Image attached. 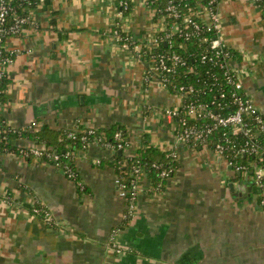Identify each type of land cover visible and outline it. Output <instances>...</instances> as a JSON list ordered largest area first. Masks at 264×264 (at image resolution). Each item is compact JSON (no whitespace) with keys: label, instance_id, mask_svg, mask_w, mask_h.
Listing matches in <instances>:
<instances>
[{"label":"crops","instance_id":"1","mask_svg":"<svg viewBox=\"0 0 264 264\" xmlns=\"http://www.w3.org/2000/svg\"><path fill=\"white\" fill-rule=\"evenodd\" d=\"M134 2L122 29L142 53L116 39L118 0L40 2L23 33L7 42L15 59L0 116L24 130L36 122L31 131L46 129L52 140L69 129L122 125L129 154L145 143L174 152V175L160 191L141 177L135 213L123 225L126 202L110 150L80 151L74 181L51 161L0 149V264H264V208L258 191L242 190L256 185L213 148L177 137L166 111L181 108L182 97L145 78L158 18L143 0ZM218 10L219 36L237 54L230 65L264 114V8L222 0ZM35 204L51 221L31 211ZM115 229L122 253L110 241Z\"/></svg>","mask_w":264,"mask_h":264},{"label":"trees","instance_id":"2","mask_svg":"<svg viewBox=\"0 0 264 264\" xmlns=\"http://www.w3.org/2000/svg\"><path fill=\"white\" fill-rule=\"evenodd\" d=\"M41 0H13L12 3L16 6L17 11L21 14H28L31 9H35ZM46 3L48 0H44ZM153 7L157 8L156 18L165 14V6L168 0H153ZM180 10L181 15L179 17H169V25L174 22L183 24L184 17L186 15L195 16V11L198 8L197 0H175ZM209 0H202L207 4ZM258 4L263 7L264 0H257ZM213 7H217L218 4H211ZM134 3L126 14L132 12ZM32 22V18H29L28 23ZM215 36L214 31H208L205 28L200 31L194 32L188 39L186 37L174 36L171 43L161 42L159 47L149 52L147 57H151L159 53H168V57L177 55L180 61L173 62L168 60L169 64L173 65L171 71L165 74L168 79V89L171 93L180 94V88L182 86H193L194 92L190 95H184V103L189 101L203 102L208 105L209 109L215 113L221 115H228L235 110V106L231 103L232 94L235 89L234 85L229 81L228 75L233 78L236 76L234 72L227 73L226 67H222L220 63H213L210 60H203L202 56L207 53L210 47L211 39ZM229 52V56L225 60L236 58L237 54L230 48L226 49ZM224 60V59H223ZM10 79L8 76L0 79V110L2 105L7 101V90ZM243 94L242 91H240ZM224 94V96H222ZM181 117H186L189 124H196L200 127L204 125H213V119L209 118H197L192 119L185 115V109H181L177 115V120ZM248 122H250V130L254 134L253 140L250 141L249 135H232L228 128L218 126L212 130L209 137L204 142H198L196 145L190 143L193 146L208 145L210 148H215L216 144L223 142L226 144V154L229 155V159L233 158L236 148L242 147L247 141L255 142L264 149V132H259L253 117L248 116ZM182 127H177V132ZM46 130V129H43ZM40 131L31 130H17L14 132L8 128L4 119L0 116V149L18 153L19 147L14 145L11 141L13 138H25L31 140L34 144L44 146L45 151L60 156L59 169L69 166L74 172L76 177L78 173L75 165V158L80 151L88 150L93 144L99 145L104 149L110 150L111 158L108 160L117 172V176L126 185L127 188H132L133 181L135 179L134 170L138 168L141 173V177H147L153 182V188L157 191L163 190L167 180L172 177L178 167L177 158L170 152L161 150L158 147L143 144L136 153L129 154L127 149L129 147L127 129L119 124L112 125L105 129L95 128H80L81 133H78L76 137L70 134L73 129L65 130L60 139L52 140L47 138V135L42 134ZM120 133L121 137H116V134ZM85 136V138H83ZM227 141V142H226ZM119 145H122L119 147ZM115 149V150H114ZM33 158L30 156L28 159ZM42 159L48 160L47 155ZM254 159L253 156L244 155L237 158L238 162L243 165H247L249 160ZM264 164V160L261 161ZM165 172V175L162 173ZM251 172V169H248ZM139 178V179H140ZM78 179V178H77ZM262 189L258 188V193L261 194ZM10 197V195L8 196ZM261 195L259 199H261ZM39 208L41 215L45 217V208L39 204H35L30 209L33 212V208ZM34 213V212H33ZM130 217L127 218L123 225L129 223Z\"/></svg>","mask_w":264,"mask_h":264},{"label":"built area","instance_id":"3","mask_svg":"<svg viewBox=\"0 0 264 264\" xmlns=\"http://www.w3.org/2000/svg\"><path fill=\"white\" fill-rule=\"evenodd\" d=\"M13 0H0V79L8 76V68L13 63L15 56L14 52L9 50L7 47V42L11 37L19 36L23 33L25 27L27 26L29 18H32V13L34 9H31L29 13L21 14L17 11L16 6L12 3ZM28 1V0H23ZM222 0H209L207 4L203 3L202 0H197L198 8L195 11V16L186 15L184 17L183 24L174 22L169 25V17H179L181 15L180 10L176 4L175 0H168L167 5L165 6V14L158 17L156 22L157 30L156 33L151 36V38L146 43L149 52L153 51L155 48L159 47L161 42L171 43L174 36L186 37L187 39L192 36L194 32L200 31L205 28L208 31H214L215 36L211 39L210 47L202 56L203 60H210L213 63H220L222 67H226L227 73H232L234 70L230 65L229 60H225L229 56L227 52L226 45L222 42L221 37L219 36L220 24H221V13L217 7H213V3L219 4ZM41 3L44 0L40 1ZM144 5L148 10L152 12L154 16L157 14V8L153 7V0H143ZM135 3L134 0H118L117 4V17L119 28L115 31V36L118 42L124 49L137 51L142 53L141 44L133 40V38L126 32L123 31V22L131 14H126L125 11H128L131 7V4ZM264 8V6H263ZM142 55V54H141ZM168 53H159L149 57L150 66L146 70L145 78L146 80L155 79L157 83L161 86L167 87L168 79L165 74L171 71L173 65L168 60L171 59L173 62L180 61L179 56H167ZM224 59V60H223ZM234 78L231 75H228L229 81L234 85L235 89L232 94L231 103L235 106V110L228 115H221L215 113L209 109L208 105L203 102L189 101L184 103L183 96L190 95L194 92L193 86H182L180 88V96L182 97V106L179 109H168L166 112L168 115H171L176 122L177 127H182L179 132H177V137L187 143H196L204 142L209 137L212 130L218 126L228 128L232 135H249L250 141L253 140V133L250 130V122H248V116L253 117L257 126L259 127V132H264V114L256 107L255 103L248 98L242 91V83L238 80L237 73ZM224 96V94H222ZM181 109H185V115L192 119L197 118H209L213 119V125H204L205 127H200L196 124H189L186 117H181L177 120V115L180 113ZM6 123V121L4 120ZM36 122H33L27 129H34ZM7 125V124H6ZM14 132L19 129L16 127L8 126ZM80 129H73L69 135L76 137L78 133H81ZM116 137H121L120 133L116 134ZM85 138V136L83 137ZM227 142V141H226ZM129 143V141H128ZM130 145V144H129ZM122 145H119L121 147ZM19 152L16 153L18 156H21L24 159L29 158L30 156L42 159L43 156L47 155L49 161H51L56 167H59L60 156L57 154L48 153L45 151L44 146L32 144L30 146L18 145ZM261 145L259 146L255 142L247 141L240 148L235 149L233 158L229 159V155L226 154V144L219 142L216 144V147L213 148L215 153L219 155L220 158L226 160V163L231 166L238 173L243 172L248 174L257 188H261V199H259V204L264 208V164L261 161L264 160V149ZM115 150V149H114ZM176 158L177 155L174 152H171ZM249 155L253 156L254 159L249 160L247 165L240 164L237 160L239 156ZM248 169H251V172H248ZM65 175L74 181H77L76 172H74L69 166H65L61 169ZM166 173L163 172L162 175ZM135 179L133 181V187L127 188L126 185L121 181L117 176L115 178V183L119 188V193L121 197L126 202V211L124 213V218L127 219L134 215L136 202L139 196V178L141 176L140 170L135 168L134 170ZM80 187L83 189V185L79 183ZM12 200V198H10ZM10 201V200H9ZM34 214L38 215L40 213L39 208H33ZM45 219L51 221V214L49 211H46ZM120 229H115L112 231L110 236V241L112 246L117 250L118 253H122L123 249L118 244V234Z\"/></svg>","mask_w":264,"mask_h":264},{"label":"water","instance_id":"4","mask_svg":"<svg viewBox=\"0 0 264 264\" xmlns=\"http://www.w3.org/2000/svg\"><path fill=\"white\" fill-rule=\"evenodd\" d=\"M230 168H232V167L230 166ZM239 176H240V174H239ZM230 187L233 189V184L232 183H230ZM242 190L243 191H245V190H249V191L253 190L256 193L258 191V188H257V186H253V187L248 186L247 187L246 184H243L242 185Z\"/></svg>","mask_w":264,"mask_h":264},{"label":"rangeland","instance_id":"5","mask_svg":"<svg viewBox=\"0 0 264 264\" xmlns=\"http://www.w3.org/2000/svg\"><path fill=\"white\" fill-rule=\"evenodd\" d=\"M257 107V106H256ZM258 108V107H257ZM259 109V108H258ZM263 114V113H262ZM217 158H219V155L216 156ZM225 163H226V160L224 159L223 160ZM228 166V165H227Z\"/></svg>","mask_w":264,"mask_h":264}]
</instances>
